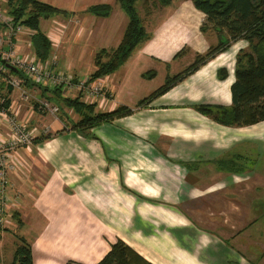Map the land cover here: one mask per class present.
<instances>
[{"label":"crops","instance_id":"0c3cea01","mask_svg":"<svg viewBox=\"0 0 264 264\" xmlns=\"http://www.w3.org/2000/svg\"><path fill=\"white\" fill-rule=\"evenodd\" d=\"M92 1L110 6L114 0ZM171 1L163 7L156 2L144 6L140 20L145 33L154 30L150 41L139 44L117 70L98 79L104 95L80 98L94 105V112L124 106L132 109L130 115L93 127L83 136L70 130L75 122L71 115L77 116L70 110L60 105L58 116L40 110L37 103L41 101L56 106L49 91L29 81L21 82L18 89L0 87V96L9 102L7 114L32 131V141L49 137L16 149L13 154L24 167L10 174L8 197L20 198L18 215L32 264H55L51 256L64 255L70 248L94 251L98 247L100 253L90 263L96 264L114 238L150 264H264V121L226 127L192 109L194 105H231L236 54L247 47L246 42L231 43L147 106L136 107L155 90L148 82L159 75L180 73L194 54L207 50L208 40L216 38L207 37L209 31L214 36V30L200 35L204 15L189 0L176 2V8L153 27L155 11L169 8ZM87 7H80L73 16L78 18L72 32L76 56L71 62L61 61L56 45L51 44L55 54L49 58L71 67L72 72L76 65L74 73L79 76L90 74L94 70L91 55L110 45L101 43L102 36L96 38L98 18L80 14ZM125 24L126 18L116 36H121ZM100 27L115 31L113 26ZM171 41L175 45L167 46ZM27 42L28 38L26 46ZM15 44L19 51L25 48V41ZM157 46L168 50L161 55L165 59L183 48L185 52L170 61L185 62L178 69H166V74L157 73L159 63L147 67L146 57L151 51L159 54ZM85 49H90L91 67L80 62ZM84 65L87 70L79 67ZM220 68L227 72L223 80L216 78ZM149 70L153 77H143ZM59 96L76 94L60 91ZM243 162L247 169L242 168ZM88 235V243L82 245L83 236ZM102 236L112 241L103 242Z\"/></svg>","mask_w":264,"mask_h":264},{"label":"trees","instance_id":"16d2710c","mask_svg":"<svg viewBox=\"0 0 264 264\" xmlns=\"http://www.w3.org/2000/svg\"><path fill=\"white\" fill-rule=\"evenodd\" d=\"M137 0H116L118 9L126 18L122 36L117 46L106 51L98 50L92 58L94 70L89 74L87 82H92L113 73L129 57L137 45L145 41L148 36L144 32L141 20L134 4ZM160 6H167L171 0H155ZM197 11L204 15V21L212 28L217 37L216 45L209 46L204 55L195 56L192 63L180 73L164 80V83L151 92L147 97L136 103V107L147 106L153 99L162 95L181 79L195 69L212 59L216 54L224 51L235 41H245V50H239L234 64V81L230 86L231 105L229 107L194 105L192 109L207 117L212 122L226 127H245L264 121V0H189ZM6 15L25 32L31 33L29 46L34 59L45 63L50 57L51 43L40 31L39 21L47 20L55 15H65V10L55 8L38 0H7ZM146 5V2L143 3ZM111 7L107 4H97L86 8L85 13L97 18H107ZM204 32L203 26L200 28ZM10 73L18 74V71ZM70 75V73H68ZM146 78L153 77L147 73ZM227 75L225 68L216 71V78L223 80ZM71 76V75H70ZM145 77V76H144ZM80 80V79H78ZM77 80V81H78ZM23 81H28L23 79ZM49 91L63 109L70 110L79 119L70 123V130L87 136L89 129L110 123L114 119L128 116L132 109L119 106L110 112H94V105L84 104L78 94L73 98L60 97V89H44ZM4 99L3 106H8ZM57 134V132L55 133ZM48 136L33 139L39 143ZM17 210L8 216L15 226L21 228ZM3 227V226H0ZM9 229V228H3ZM17 245L13 251L10 264H32L31 248L22 237L16 238ZM96 264H150L138 256L122 241L114 238L109 243L107 252Z\"/></svg>","mask_w":264,"mask_h":264},{"label":"rangeland","instance_id":"374dc122","mask_svg":"<svg viewBox=\"0 0 264 264\" xmlns=\"http://www.w3.org/2000/svg\"><path fill=\"white\" fill-rule=\"evenodd\" d=\"M38 1H40V0H38ZM105 1H107V0H105ZM41 2H44V3H46L48 5H51V6L55 7V8H58V9H61V10H65V12H66L65 15H55V16H52V17L48 18L47 20L41 19L39 21V29L44 35L46 34V35H48V37H50V40H51L50 43L52 45H54V46L56 45L57 51H58V52H56V54H58L61 57V61L69 60L68 62H71L73 57L76 56V51L74 52L75 49L73 48V37H72L73 34H74V33H72L73 32V26L78 21V18L76 19L73 16L76 13H79L77 10L80 7H82L84 5H87L88 7L89 6H93V5H95L96 1H92V0H41ZM144 2H146V5H143ZM155 2H156L155 0H137L135 2V4H134V8H135V10L138 13L139 18H140V15L143 14L144 6L150 5L152 3L156 4L157 2L156 3ZM176 2H181V0H172L169 8L160 10V12H158V13L155 11V13L153 14V17H152L153 20L151 22V25L153 27H156L157 24L159 23V21L161 20V16L162 15H163V17H165V16L168 15V13H166V12H171L173 9L176 8V5H177ZM6 3H7V0H0V12L5 14V15H6L7 11H8V6L6 5ZM110 7H111L112 16L109 15L106 18L105 21H104V18H98L97 19V23H96L97 26L95 28L96 38L99 37V36H102L103 39H102L101 43H107L108 42L110 44L108 46V49H104L106 51H110V50L114 49L115 46H113V45L117 46L116 43H118L120 41V37L122 36V34H121L120 37L116 36V34L120 33V30L123 27L124 18H125V17L123 18V13H121V11L118 9V6L116 5V0L113 1V4L110 5ZM85 10H84L83 13L80 12V14L83 15L85 13ZM147 11H148V9L144 11L145 14H147L146 13ZM111 12H110V14H111ZM197 12L201 13L199 11H197ZM89 16H91V15H89ZM95 18H97V17H95ZM89 20H90V18H89ZM100 26H106V27L107 26L108 27L113 26V27H115V31H114V33H113V30L112 31H105ZM202 26L204 28V32L205 31H209V30H213L212 28H210V26L207 25V23L205 21L200 23L199 28H201ZM113 27L108 28V29H112ZM150 31L152 32V34L150 32H146L147 33L146 35L148 36V38L145 41H143L142 43H144L146 41L147 42L150 41L149 38L154 34V32H153L154 30L152 29ZM198 31H199L200 35H201V33L202 34L204 33V32H201L200 30H198ZM110 32H112V33H110ZM30 35H31V33H29L27 35H24V33H21V35L19 37H17V39L15 40V42L18 41V42H22V43H24V41H25V48H23V51H19L17 45L15 44L18 54H23L24 55V54L28 53L29 51L31 52V48L29 46V37H30ZM208 35H210V38L211 37L215 38V36H216L215 33H214V36H213V32L212 31H209L207 33V37H208ZM0 36H2V28L1 27H0ZM190 36H194V34L191 32ZM27 38H28V42H27L28 44L26 46ZM96 42H97V39H96ZM208 42H209L210 46L216 45L217 37L215 38L214 41L208 40ZM209 44L207 46V49L209 47ZM174 45H175V43H173L171 41L170 44H168L167 46L173 47ZM137 46L135 47L136 49L139 46H141V43H140V45L138 47ZM155 48H157V50L159 51V54L158 53H154V52L151 51V53H148V56L146 55V57H147V60H148L147 67L149 65H151V64H154V63L158 64L159 63V68H155L157 73L164 72L166 74L168 72L166 69H170V70L178 69V67L183 65V63L185 62V59H183L181 61H174V62L170 61L171 59L178 58L180 54L184 53L185 50H182L183 48L182 49H178L177 52H175L173 54L174 56L169 57V59L168 58L165 59V58H163L161 56L164 53L168 52V50H165L163 48V46H157ZM136 49H134L132 52H135ZM53 50L54 49L51 48L50 55H51V53H52V55L55 54V52H53ZM89 50L85 49V51H87L86 56L84 58H82L80 60V62H81V64L87 63L89 65V67H91V64H93L92 60H91L93 58V56L91 55V58L88 57L89 56V53H88ZM131 53H130V55H131ZM204 53L194 54V57L195 56H199V55H204ZM194 57H193V59H194ZM88 58L91 60V64H89V59ZM47 62L49 64V66L51 65V67L53 69L57 70V71L65 70L66 73H70V75H71V77H72L74 82L77 81L80 78H81L80 80H84V79L87 80V78L89 76V73H87V74H85L83 76H79L77 73H74V72H77L76 71V65H74V64L72 65V67L75 66V69H74V72H72L71 69H70L71 67L69 68L67 65H64L63 63L61 64V62H59V60H53L51 58ZM68 62H65V63L67 64ZM79 67H84V70L88 69L86 65L79 66ZM148 72H152V71L149 70V71H147V73ZM147 73L142 74V76L146 77ZM172 76H164L163 78H161V76L159 75V76L155 77V79L153 81L148 82V84L149 85L150 84H154L153 85L154 89H157L159 86H161L164 83V80L167 77L171 78ZM135 79H140V78L137 77ZM21 82H23V79H21ZM137 82L135 81V85L136 86L134 85V88L137 87ZM139 83H141V81H139ZM32 84L34 85V83H32ZM38 87L41 89V91L43 90V86H38ZM44 89H46V88H44ZM53 103L56 104V107L58 109V111L55 113V115L58 116V115H60L59 114L60 111H62L61 109H59L60 104L58 102H53ZM71 117L74 118V121H77V119H78V117L73 115V114L71 115ZM30 135L33 136V133L32 134L30 133ZM261 141H262V145L264 146V139H262ZM241 165H242L243 169H247V167L249 166V165L246 166L245 162H243ZM19 167H20L19 169H22L23 165H19ZM237 169H239V168H238V164L236 162V170ZM17 172H19V171H16L15 173H17ZM10 174L8 173V171H6L5 178H6V181H7L8 185H10L11 177H12V176H10ZM31 174H32V172L29 174L28 177H30ZM13 187H14V184H13ZM18 199H20V198H11V200H15L16 203H17L16 206H15V209L17 210V212H16L17 214L19 212V204H18L19 202H17ZM28 199H30V198H28ZM4 221H5V223H4V225H2L3 227H0V264H10L13 251H14L16 245H17L16 238L17 237H22L25 240V239H27V236L23 233V230L19 226H17V227L15 226L14 221L12 219L6 218V220H4ZM3 228H9V229H3ZM86 229L88 230V228H86ZM83 237H86V239L83 242H81V243H82V245H85V244L88 243L89 235L88 236H83ZM106 238L108 240H111V238H108V236L107 237H104V236L100 237V239H102L103 242L107 243L109 241ZM51 250H52V248H51ZM99 251L100 250H99L98 247L94 251H82V250L78 251V250H76V248H75V250L70 248V252H66V253H64V255L60 254L59 252L57 254H53L51 256V261L54 262L55 264H58L59 262H62V261H66V264H72V263L73 264H79V263H81V264H90V263H92L95 260L96 257H98V254L100 253ZM60 264H62V263H60ZM253 264H259V263L257 261V262H253Z\"/></svg>","mask_w":264,"mask_h":264},{"label":"built area","instance_id":"2783aa9c","mask_svg":"<svg viewBox=\"0 0 264 264\" xmlns=\"http://www.w3.org/2000/svg\"><path fill=\"white\" fill-rule=\"evenodd\" d=\"M0 27L2 28V36H0V87L18 89L21 79H26L36 86H43V88H58L64 94H79L84 100H92L104 95L98 79L92 82H87L86 79L74 82L66 71L51 70L46 62H37L32 52L24 55L18 54L15 40L21 33L27 35L29 32H25L22 26L17 25L1 12ZM8 67L18 71L20 77L10 73ZM4 99L0 96V226L4 225V220L8 218L17 204L15 200L8 197L9 185L5 178L6 171L10 174L19 169V165H22L13 152L19 148L30 147L33 138L30 135L32 131L7 114L6 108L3 106ZM37 106L40 110L50 114H55L58 111L56 106L47 101H41L39 104L37 103Z\"/></svg>","mask_w":264,"mask_h":264},{"label":"water","instance_id":"95a60500","mask_svg":"<svg viewBox=\"0 0 264 264\" xmlns=\"http://www.w3.org/2000/svg\"><path fill=\"white\" fill-rule=\"evenodd\" d=\"M11 71L15 72L16 70L14 68L8 67Z\"/></svg>","mask_w":264,"mask_h":264}]
</instances>
